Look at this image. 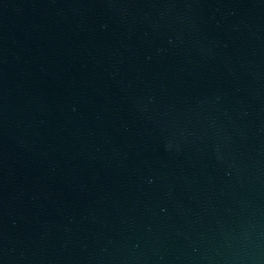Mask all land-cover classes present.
<instances>
[{
	"label": "water",
	"instance_id": "1",
	"mask_svg": "<svg viewBox=\"0 0 264 264\" xmlns=\"http://www.w3.org/2000/svg\"><path fill=\"white\" fill-rule=\"evenodd\" d=\"M0 264H264V0H0Z\"/></svg>",
	"mask_w": 264,
	"mask_h": 264
}]
</instances>
